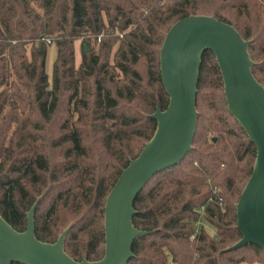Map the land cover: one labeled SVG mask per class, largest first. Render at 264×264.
Here are the masks:
<instances>
[{
    "label": "trees",
    "instance_id": "1",
    "mask_svg": "<svg viewBox=\"0 0 264 264\" xmlns=\"http://www.w3.org/2000/svg\"><path fill=\"white\" fill-rule=\"evenodd\" d=\"M190 14L212 15L249 40L264 86V0H0V214L14 228H25L38 200V239L53 242L70 226L72 258L103 256L106 197L152 136L150 114L168 103L160 47ZM196 87L192 149L137 193L132 222L149 232L134 238L126 264H264L252 242L224 250L241 237L236 203L256 149L227 108L209 49Z\"/></svg>",
    "mask_w": 264,
    "mask_h": 264
},
{
    "label": "water",
    "instance_id": "2",
    "mask_svg": "<svg viewBox=\"0 0 264 264\" xmlns=\"http://www.w3.org/2000/svg\"><path fill=\"white\" fill-rule=\"evenodd\" d=\"M244 39L230 23L212 15L190 14L167 30L159 54L161 82L169 96L164 109L150 114L156 121L152 136L122 169L104 206L105 248L100 259L72 258L64 249L70 226L53 242L35 235L36 200L27 211L23 230L0 214V264H126L133 256L136 236L149 231L133 225V201L158 171L179 162L192 149L197 123L195 95L201 54L213 52L223 81L229 112L253 142L256 154L252 171L236 203L240 239L232 250L252 242L264 248V86L252 72L253 60ZM86 49V46H85Z\"/></svg>",
    "mask_w": 264,
    "mask_h": 264
},
{
    "label": "rangeland",
    "instance_id": "3",
    "mask_svg": "<svg viewBox=\"0 0 264 264\" xmlns=\"http://www.w3.org/2000/svg\"><path fill=\"white\" fill-rule=\"evenodd\" d=\"M80 52H81V38L75 41V64H78L80 61ZM55 54V43L53 41L50 42L48 46V53H47V62L46 68L48 74L51 72V64ZM213 232L212 230L210 231ZM167 264H173L171 261H168Z\"/></svg>",
    "mask_w": 264,
    "mask_h": 264
},
{
    "label": "built area",
    "instance_id": "4",
    "mask_svg": "<svg viewBox=\"0 0 264 264\" xmlns=\"http://www.w3.org/2000/svg\"><path fill=\"white\" fill-rule=\"evenodd\" d=\"M217 189L216 188H214V191H216ZM222 200H221V198H219V202H221ZM202 209H203V207H202Z\"/></svg>",
    "mask_w": 264,
    "mask_h": 264
}]
</instances>
